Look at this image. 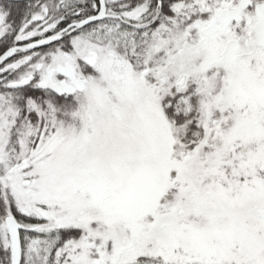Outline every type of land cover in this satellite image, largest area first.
<instances>
[{
	"label": "snow or ice",
	"instance_id": "snow-or-ice-1",
	"mask_svg": "<svg viewBox=\"0 0 264 264\" xmlns=\"http://www.w3.org/2000/svg\"><path fill=\"white\" fill-rule=\"evenodd\" d=\"M0 264H264V0H0Z\"/></svg>",
	"mask_w": 264,
	"mask_h": 264
}]
</instances>
